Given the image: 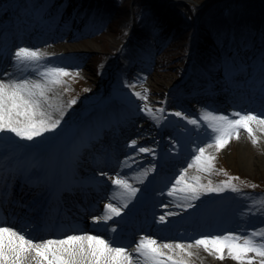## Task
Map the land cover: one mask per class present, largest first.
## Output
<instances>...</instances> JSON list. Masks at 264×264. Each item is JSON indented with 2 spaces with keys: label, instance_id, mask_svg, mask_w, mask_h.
I'll use <instances>...</instances> for the list:
<instances>
[{
  "label": "snow or ice",
  "instance_id": "obj_1",
  "mask_svg": "<svg viewBox=\"0 0 264 264\" xmlns=\"http://www.w3.org/2000/svg\"><path fill=\"white\" fill-rule=\"evenodd\" d=\"M47 53L28 47H20L13 54L17 66L39 65ZM41 79L4 80L0 79V134L11 133L21 140L33 141L46 133L54 132L60 127L64 116L63 106L53 105L50 93L66 83V77L75 78L79 72H71L65 67H44L39 73ZM131 87H134L132 85ZM137 98L144 101L142 111L159 121L165 118L166 110L161 107L153 109L148 103L147 90L135 92ZM73 99L69 104H75ZM59 112V118L54 117ZM194 126L205 125L209 130V142L194 150L191 163L180 170L171 183L167 195L183 200L178 207L190 208L192 201L200 199L204 193L224 192L231 190L240 192L241 188L233 183L239 177H229L219 185L201 183L199 175H188V169L195 168L198 172L208 173L215 169L216 156L209 152H219L232 139H239L241 130L248 134L253 145L260 143L256 131L264 132V115L251 112H233L230 115L217 114L204 110L199 118H189L182 112L171 113ZM136 141H132L135 147ZM139 153H149L152 149L140 147ZM125 166L128 161H125ZM155 166L143 170L134 179L143 183ZM222 171V170H221ZM227 175V173H224ZM102 175H106L102 173ZM114 186L109 197L110 202L104 205L101 215L92 218L95 224H108L115 217H121L125 209L136 198L140 188L134 186L130 179L119 173L108 177ZM256 187V185H250ZM252 208L264 211V199L254 201ZM252 208L249 211H252ZM167 216L177 215L169 212ZM161 223L166 216L159 217ZM117 229L110 226L108 233H116ZM97 232V234H92ZM204 251L223 261L226 258L237 264H264V229L248 233L228 232L218 235H203L191 243L158 242L157 239L142 235L132 244L117 239L113 235H105L99 230H77L37 237L27 226H18L7 218H0V264H190V258L196 255L193 249Z\"/></svg>",
  "mask_w": 264,
  "mask_h": 264
},
{
  "label": "rangeland",
  "instance_id": "obj_2",
  "mask_svg": "<svg viewBox=\"0 0 264 264\" xmlns=\"http://www.w3.org/2000/svg\"><path fill=\"white\" fill-rule=\"evenodd\" d=\"M10 1L11 0H0V5L6 4ZM45 1L46 0H38L37 2H42L41 4H44ZM103 1L104 0H101L100 2L103 3ZM116 1L117 0H115V4L113 5L116 8L119 6L125 8L126 12H120L118 15H115V19L110 21L106 20L105 23L101 25L102 28L97 32L92 33L95 37L93 44H88L81 40L77 42L76 45L79 47V51L87 54L79 56V58L76 56L72 57V61L69 63V66L66 65V68L71 72H79V75L75 78L66 77V83L63 86L55 88L67 104H69L70 96H75V98L80 97V100L75 107H82L86 102L88 105L92 101L102 100L105 96H109L108 94L113 90H122V97H126V94L128 93L132 94V92L133 94L135 92L144 93L142 86H135L140 84L138 81L141 76L147 77L149 84L157 90L156 94H153L150 91L147 92V103L153 109H158L160 107L159 101L162 99V95H165L166 92L168 93V90H170L175 84H178L179 80L181 81V74L184 67H187L192 61L191 58L194 53L193 51L196 48L195 46L209 54L212 53L213 57L211 56V59L214 58L215 61L219 60V62H223L226 57V64L233 62V64L236 65V60L232 58V55L234 54H236L237 61H240L245 65L248 61L251 62V64L256 63V65L263 61L264 0H119L117 3ZM178 1L181 2L179 3ZM153 2L160 3L162 6L165 5L174 8L176 12L180 10L179 12L183 14L182 16L185 18L190 17V20L188 21L189 24L186 28L183 27V29L181 28L179 31V29H176L172 23H168L165 17H159V15H157L156 17L158 20L161 23H164L165 26L162 30L163 32H155L160 40H157V42L161 43V46L159 47L158 44L155 46L151 45L148 49L152 52L151 64H145L149 69L147 70L148 72L140 73V71L136 70L133 71V73L129 72L128 74H125L124 76H126V78H119L116 76L117 71L115 68H117V65H113V60H110L109 53L115 51L116 55H114V59L118 58V48L127 40V34L129 35L132 31L131 28L133 22L140 21L151 12L153 9L151 4H153ZM59 6L64 7L63 12L66 19L71 16H82L85 12V9L81 7L79 0H51L47 7H45L46 12H43L46 19L49 20V23H52L54 20L56 16L54 11H56ZM215 13L225 14V21H212L211 16ZM243 13H250V17L246 18V16H243ZM95 18L96 17L93 16V19ZM66 19H64L61 24L66 22ZM96 19H99L101 22L102 18ZM82 20L83 18H81V22H77L78 28H82ZM249 22L252 23L249 24ZM123 24L129 25L127 31L123 30ZM258 26L259 29L257 30ZM252 31L253 34H257L258 39L261 40L257 45V49L262 51V53L258 55L256 54L254 58H251L253 55L246 52L243 42L237 40L243 36H247V38H250L255 45L256 36L249 37L248 35H253L251 34ZM222 37L223 39L221 40ZM163 38H167L168 42L166 41V43H164L161 41ZM53 48L54 47H52V49ZM222 51H224V54H222ZM199 61L200 59L197 60V64L202 66L203 63ZM218 76L217 80L222 81L223 83L225 77L220 73ZM115 78H119L118 83H116L117 88L113 87L115 84ZM209 78L213 84L218 82L211 76H209ZM203 82L207 85H211L209 80H204ZM145 84L146 83H142V85ZM261 84L264 86V79ZM132 85H134V87H131ZM227 85L228 84L223 83V87H227ZM195 92L196 91H193L192 93ZM118 94H120V92ZM183 97L186 100L185 94ZM144 103L145 102L142 101L140 107L136 110L134 115L136 121H139L137 119H140L139 122H141L143 121L142 118L150 116L145 111H142ZM134 138L138 139H133V136L129 137L130 141H138L146 138V136L137 134L134 135ZM210 152L216 156L215 169L212 174L209 175L208 173L198 172L197 169L192 168L191 175L201 176V183L204 184H207L208 180H211L213 185H219L222 181L227 180L232 176L239 177V180L233 181V183L239 186L241 191L233 192L231 190H226L223 192L224 194L239 193V197L246 195L247 199H253L254 201L264 199V171L258 172L257 174H250L243 170L231 168V166L224 160L225 156L224 153H222L223 149L219 152H216L215 149H213ZM224 173H227V175ZM250 185H256V187L253 188L250 187ZM210 193L216 194L217 192ZM245 215L248 216L247 219L250 220V223L253 218H260L262 220L259 225L257 224L249 229V232L264 229V211L258 212L256 209H253L252 211L247 210ZM212 257V264L223 262L214 256ZM190 259L192 260L194 258L191 257Z\"/></svg>",
  "mask_w": 264,
  "mask_h": 264
},
{
  "label": "bare ground",
  "instance_id": "obj_3",
  "mask_svg": "<svg viewBox=\"0 0 264 264\" xmlns=\"http://www.w3.org/2000/svg\"><path fill=\"white\" fill-rule=\"evenodd\" d=\"M104 4L106 6H109V7H114L113 4H115V0H107L104 2ZM6 8L8 6H5ZM81 7H85L87 8V10L89 12H92L94 14V16H97V15H101L103 16L104 18H110V13L106 10L103 9L104 5L102 4V2L100 1H96V0H84L81 4ZM109 9V8H108ZM111 9V8H110ZM177 10V9H176ZM3 11V10H2ZM121 11H125V8H117L115 9V12L114 14L117 15L118 13H120ZM178 11V10H177ZM180 11V10H179ZM176 12L174 10V8H170V7H167V6H161V7H158L156 12L152 13L151 15L152 16H148L146 19H143L140 23H136L135 24V27L133 29V32L131 34V39L132 41L136 39V35L137 33H139V31H152L154 29H159L160 28V25L159 23L156 21V23H154L155 19H156V15H161V14H164V15H168V16H172L173 19H178L176 24H175V28L176 29H181V28H185L187 25H188V21L189 19H185V18H182V13L180 12ZM2 13V12H1ZM0 13V14H1ZM3 14V13H2ZM244 14V13H243ZM4 16V15H3ZM243 16H246V18L250 17V13H245ZM113 18V17H112ZM212 18V21L214 22H218V21H225L226 19V16L225 14H220V13H215L211 16ZM6 19V16H4V18H2V20ZM228 21V20H227ZM168 22V21H167ZM171 22V20L169 21ZM168 22V23H169ZM252 23V22H249V24ZM163 25V24H162ZM165 26V25H163ZM34 27V24L30 25V29H32ZM18 28V27H17ZM17 28L12 27V32L11 34H13L14 36H16L18 30H16ZM163 30V27L160 28V31ZM258 30V28H257ZM44 31H42L40 34H42ZM250 32V31H248ZM50 33H51V30H45V32L43 33V35L45 36V39L49 38L50 36ZM0 34L2 35H6V33L4 31H2V28L0 26ZM251 34H253V31L251 32ZM249 37H254L256 36L255 38V45L254 43L252 42V40L250 38H247V36H243L241 37L240 39H237L241 42H243L244 44V47L246 48V51L253 55L254 57L256 56V54H260L262 53V51H259L257 49V45L259 44V42L261 41L260 39H258V35L257 34H253V35H250L248 34ZM24 37V39H28V34L27 32L23 35H21ZM7 37V36H5ZM61 37H64V35L60 34L59 38ZM223 39V37L221 38V40ZM86 40V39H85ZM30 41V40H29ZM32 42V41H30ZM134 42V41H133ZM34 43V42H33ZM53 44L57 43V46L56 48H54L57 51L61 52L62 50H64L65 48H68V47H71V45L67 44V43H58V42H52ZM227 43V42H226ZM50 45V44H49ZM56 45V44H55ZM47 46V45H46ZM44 46V47H46ZM226 47V45H225ZM226 50V48H225ZM47 51V50H46ZM71 51V50H70ZM125 55H126V50L123 49L122 51ZM197 55L196 57L197 58H204L206 57V60L204 61L205 62V65H204V68H203V74L201 76L202 80L203 79H207V77H209L207 75L210 74V72H212L211 76L212 78L218 76V74L222 73V74H225V72H227V70H229L227 68V66H223L224 64H222L221 66L219 65V60H216L214 58L211 59V56L213 57V54L212 53H208V52H203L202 50H198L197 51ZM46 53V52H45ZM53 54H55V52H53ZM222 54H224V51H222ZM52 55V54H50ZM236 54L232 55L233 58H236L235 56ZM214 57H215V54H214ZM253 57V58H254ZM128 59H121V61L119 62L120 66H119V70L117 72V75H120L122 73V69H123V75H121L120 78L122 77H125L124 75L125 74H128L129 72L133 73L134 70H140L139 68L135 67L133 65V63L137 65H139V60L141 59V55L139 54H135V56H127ZM73 58H64V62H70L72 61ZM205 59V58H204ZM236 60V59H235ZM116 64V62L114 63ZM260 70L264 71V56H263V62L260 64L259 66ZM125 72V73H124ZM141 72H145L144 71H141ZM206 73V75H205ZM244 74V71H241L239 72V74L236 76V78H233V77H230L227 81L230 82V85L231 84H235L237 83L238 81L240 82L241 79H242V76ZM19 75V74H18ZM20 77V76H19ZM139 81L138 85H135L137 87H141L145 90L150 91L151 93L153 94H156L157 93V90H155V88L149 84L148 80H147V77H139ZM219 78V76H218ZM146 83L145 85H142V83ZM218 82H220L218 80ZM228 82V83H229ZM220 83H216L215 87L213 88L211 85L208 86V91L211 90V92H208V93H204L203 91L207 88V85L201 83V82H193L191 80H186V82L182 83L183 86H186L184 88L185 92H188V99H192V100H204L205 97H209L210 96L212 97H215L217 95V91L220 90ZM181 85V86H182ZM238 86H236V89L234 93V95L236 96V100L234 99V101H236L237 103H239L240 101H244V98H249L248 96H246V92L243 93V89L242 88H238ZM247 88H249V86H247ZM197 91L196 93H192L193 91ZM202 90V91H201ZM240 92H239V91ZM250 92V91H248ZM50 97H51V103L53 105H60V106H63V111H64V116L62 117L61 119V124L60 126H62V124L64 123V119L65 118H70L71 116H74L76 115V108L75 107H72V106H69L67 105L66 103H64V101L62 100V98L60 97L59 93L57 92V90L54 89V91L52 93L49 94ZM133 102L131 103L132 105V109H130V111H127L125 113H120L118 115V112L119 110L114 108L113 111L111 112L110 116H106V115H100L98 114V119L96 121V123H99L98 126L101 124L100 122L103 121V118L102 117H108L110 119H114V120H122L124 118V116H127L129 119L128 120H122L123 122H128V126L129 127V130H127L128 132H126V129H124L123 131H125L127 134H133V137L134 135H137V134H141V135H145L146 138L142 141V140H139L137 145L134 147L136 150L139 149L140 147H142L144 144L148 147H151L155 144L156 142V136L157 135V132H159V127H160V122L153 119L152 117L150 116H147V117H144L142 118L143 121L139 122L140 119H137L139 121H136L134 119H132L131 117H134V114L133 112H135L133 109L138 107L137 105H139V103L141 102V100L139 98H137L135 95H133ZM232 96V95H231ZM216 98H214L215 100ZM212 101L213 98L211 99ZM196 102V101H195ZM176 108H178L177 110H179L180 112H182L184 115H190L192 116L193 115V111L192 110H189L187 107H185L182 103H173ZM173 104H172V107H173ZM263 107H264V103H262ZM259 109H262L261 111V114L264 115V109L263 108H259ZM54 117L55 118H59V112H55L54 111ZM95 117V116H94ZM92 119V118H91ZM59 128H57L55 131H59L58 130ZM8 137H4V135L0 136V138L6 140L8 142L7 145L10 146V149H8L7 152H12V150L14 151L15 150V153H19V154H22V152H29L31 151L34 147L32 145L26 147L23 142V140H17L16 138H12L10 135L11 133H7L5 136ZM105 136H110L109 134H105ZM256 135L260 137V143L258 145H253L251 140L248 138V134L246 131L244 130H241L240 132V138L239 139H232L230 141V143L225 147L223 148V152L224 153V160L226 161V163H228L231 168H236L237 170H243L247 173H250V174H257L258 172H261V171H264V134L256 131ZM84 136V135H83ZM146 140V141H145ZM31 142H34L35 144H41L40 147L36 148V149H33L35 150L34 153H37V152H42L44 149H46V146H43L42 145V142H41V139L40 138H36L35 140L31 141ZM140 142V143H139ZM200 142V139H196V138H192L190 140V143L194 144V145H199L198 143ZM209 142V138L206 139V144ZM12 146H14L12 148ZM112 148L113 149H116L115 148V142H113V145H112ZM133 148V149H134ZM133 149H129V150H133ZM213 150V149H209V152ZM126 157H129L128 155ZM146 159V158H145ZM186 161V158L182 155L179 154V158H178V163L180 164H184ZM116 167V166H115ZM173 206V208L175 209L174 210V213H177L179 214L180 211H183L182 209L184 207H178L177 205H180V203H177V202H174L172 204H170ZM177 210H180V211H177ZM213 211H218L217 207L214 206L213 207ZM221 218H223L224 220H227L229 217L225 214H221ZM195 225H194V228L197 230L198 227H199V231H198V237H194L193 235H191L192 237L189 238V234L188 232L186 231H183L182 233H179L177 231V234H179V237L184 239V241H190V239H194V238H199V236L201 237L205 231V229L203 228V225L204 223H206V219L204 218L199 224H197L196 222H194ZM227 226L229 229L231 230H240L241 228V225L238 224V221L235 220V219H231L229 218L228 219V223H227ZM219 228H215L214 230H212L213 232H217ZM193 251L196 253V255H194L192 258L194 259H190L191 261H193L192 263L194 264H212V259L213 257L207 253L206 251H204L202 248H198V249H193ZM217 264H237V262L231 260L230 258H226L225 260H223V262H220V263H217Z\"/></svg>",
  "mask_w": 264,
  "mask_h": 264
}]
</instances>
